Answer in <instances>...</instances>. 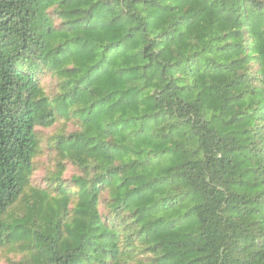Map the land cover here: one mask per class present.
I'll list each match as a JSON object with an SVG mask.
<instances>
[{
	"label": "trees",
	"instance_id": "16d2710c",
	"mask_svg": "<svg viewBox=\"0 0 264 264\" xmlns=\"http://www.w3.org/2000/svg\"><path fill=\"white\" fill-rule=\"evenodd\" d=\"M61 120L34 186L39 129ZM5 250L264 264V0H0Z\"/></svg>",
	"mask_w": 264,
	"mask_h": 264
},
{
	"label": "rangeland",
	"instance_id": "374dc122",
	"mask_svg": "<svg viewBox=\"0 0 264 264\" xmlns=\"http://www.w3.org/2000/svg\"><path fill=\"white\" fill-rule=\"evenodd\" d=\"M42 82L46 92L51 95L54 91V80L50 77H45ZM74 129L75 127L73 125L65 123L64 120L59 121L53 127L39 129L42 137V152L36 158V171L32 178V184L34 186L44 187L48 183L47 179L57 170L56 153L52 148H50L49 139L57 133L70 132ZM76 173L77 171L71 165L64 173V177L70 178L73 174ZM16 257L17 256L15 254L5 250L1 252L0 264H10L9 261L11 259H16Z\"/></svg>",
	"mask_w": 264,
	"mask_h": 264
}]
</instances>
